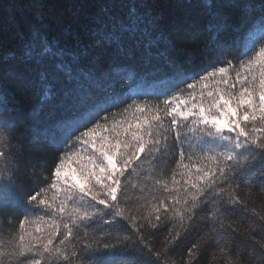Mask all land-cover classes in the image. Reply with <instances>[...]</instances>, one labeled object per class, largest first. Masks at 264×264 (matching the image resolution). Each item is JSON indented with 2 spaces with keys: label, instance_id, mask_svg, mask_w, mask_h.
I'll return each instance as SVG.
<instances>
[{
  "label": "trees",
  "instance_id": "1",
  "mask_svg": "<svg viewBox=\"0 0 264 264\" xmlns=\"http://www.w3.org/2000/svg\"><path fill=\"white\" fill-rule=\"evenodd\" d=\"M246 3L255 7L245 8ZM207 4L219 12L221 26L208 27ZM132 5L138 15L158 18L154 35L165 33L176 48L184 50L183 55L158 56L150 63L136 64L95 47L98 37L91 36V30L109 20L126 19ZM235 5L238 6L233 0H0V82L9 94V103L5 108L0 106V264H30V260L78 264L79 257L71 256L77 248L84 255V264H264V191L259 178L249 181L243 175V161L235 176L229 180L220 178L211 187L207 186V174L196 175L201 172L196 168L195 172L189 170L183 185L177 181L181 186L157 191L161 181L171 179L178 149L175 153L169 151L162 140L151 145L150 158L143 160L146 153H142L140 166L126 170L123 192L118 193L119 207L135 218L139 235L122 218L113 219L111 210L98 209L86 193L83 199L80 193H73L68 212L54 213L42 200L30 198L36 191L42 197L47 194L49 202L57 197L63 199L68 195L65 188L70 181L62 172L71 162L52 171L58 151L47 141L48 127L53 119L71 113L67 111L63 86L52 82L53 87L45 88L41 82V73L62 76L55 67L60 62L57 58L51 54L40 56L46 46L55 51L56 40L61 47L74 49L79 39L91 53L81 57V66L97 67L92 57L99 55V70L110 73L105 85L108 93L163 109L164 99H171V95H159L167 83L161 78L180 70L191 76L225 61L235 65L243 53L254 52L264 44L259 0H235ZM63 63L67 64L68 59ZM89 88L86 82L77 85L85 92ZM175 94L181 95L179 91ZM16 107L23 113H17ZM34 111L35 115H31ZM18 117L24 121L20 125ZM14 120L19 127L11 129ZM162 123L168 128L170 118L162 116ZM186 123L188 127L181 125L186 138L184 147L188 149L185 155H192L195 162L207 150L203 140L209 138L202 137L199 131H189L190 122ZM34 124L37 141H31L26 131ZM174 131L167 133L169 144ZM259 159L257 156L252 161L256 170ZM201 185L205 195L200 194ZM114 189V193L106 195L114 198ZM85 212L94 214L90 222L84 218ZM41 218L50 223L26 225L29 231L22 234L25 219ZM69 229L75 233L71 240L62 242L58 236L52 250L46 251L50 234L55 238ZM126 236L130 237L126 243L133 252L117 247L85 253L82 248V242L97 240L102 247ZM37 240L40 242L35 243ZM26 244L33 246L32 251L27 256L19 255ZM146 244L160 250L159 259L148 253Z\"/></svg>",
  "mask_w": 264,
  "mask_h": 264
},
{
  "label": "snow or ice",
  "instance_id": "2",
  "mask_svg": "<svg viewBox=\"0 0 264 264\" xmlns=\"http://www.w3.org/2000/svg\"><path fill=\"white\" fill-rule=\"evenodd\" d=\"M233 4L238 6L235 5V0ZM244 7L255 5L246 3ZM259 8L260 22L264 25V0H259ZM205 11L209 16V28L222 25L219 12L214 11L211 4L206 5ZM158 27V18L150 14L138 15L135 5H132L126 19L109 20L98 29L93 28L90 35L98 37L94 46L101 48L104 54L120 56L136 64L150 63L158 56L179 58L183 55L184 50L176 48L165 33L161 31L159 35H154ZM53 45L55 51L46 46L40 56L51 54L57 58L60 62H57L55 67L62 76L41 73V82L45 88L53 87L52 82L63 86L67 111L71 114L52 120L48 127L47 141L56 146L58 151L52 171L55 172L58 167L69 165L71 162L75 170L74 179L66 185L68 195L63 199L57 197L55 201L49 202L47 194L42 197L35 191L30 196L33 201L42 200L54 213L68 212L71 210L69 201L73 193H80L81 199L86 193L98 209L111 210L113 219L122 218L139 235L140 229L135 218L119 207L118 193L123 192L122 178L125 177L126 170L140 166L142 153H146L143 160L149 159L153 151L150 146L160 143L161 140L169 151L175 153L178 149V158L171 179L161 181L157 191L183 185V181L189 178V170L195 172L196 168L201 170L196 175L207 174V186L211 187L220 178L229 180L230 176H235L241 161L245 165L243 175L249 181L259 178L262 182L261 190L264 191V44L254 52L243 53L237 58L235 65L225 61L191 76L180 70L161 78L160 80L167 83L163 85L165 91L159 95H171V99H164L163 109L155 105L148 106L146 102L140 103L131 97L108 93L105 85L110 80V73L99 70V55L92 57V63L97 67L81 66V57H87L91 53L90 48L85 47L79 39L74 49L61 47L56 40ZM28 55L31 56L32 53L29 52ZM244 56L247 58H243ZM65 58L68 59L67 64L63 63ZM81 82L90 85L87 92L77 89ZM181 85L185 87L182 88ZM176 91L181 95H176ZM98 92L107 94L97 95ZM8 95L0 82V106L3 108L9 103ZM44 99L47 100V95ZM114 108L119 111H112ZM14 110L20 114L24 111L19 107ZM31 115H35V111ZM162 116L170 118L168 128L163 125ZM23 122V119L19 118V125ZM186 122H190L189 131H199L202 137L209 138L203 140V143L208 145L207 150L198 156L195 162L192 155H185L188 149L184 147L186 138L182 136L181 125L188 127ZM19 125L14 120L10 128L16 129ZM0 127L3 125L0 124ZM34 129L35 124L26 129L31 141H37ZM173 130V140L169 144L167 133ZM191 147L189 144V148ZM215 148L221 150L214 151ZM257 156L260 158L258 170L252 164ZM186 159L188 163H185ZM196 164H199V167H196ZM192 179L194 180L195 176ZM177 181H180L181 185H177ZM55 187L56 185H53V189ZM109 188L117 189L114 198L106 195ZM200 194L205 195L203 185L200 186ZM83 215L87 222L94 218L93 213L85 212ZM44 223L50 221L43 218L35 221L25 219L21 226L22 234L26 235L29 231L26 225L40 226ZM84 231L87 236L89 233L86 225ZM74 235L71 229L66 234L58 233L55 238L50 234L46 251L52 250L58 236L63 242L64 239L71 240ZM140 238L143 239V236L140 235ZM98 239H103V236ZM129 239L130 237L126 236L122 241L106 243L102 247L97 240L82 242V248L85 253L117 247L132 251L126 243ZM32 247L31 244H26L19 255L27 256ZM68 247L73 248L71 244ZM145 247L148 253L159 259L160 250L151 244H146ZM71 256L79 257L78 264H84V255H81L80 249H73ZM68 258L65 254L64 259ZM30 264L40 262L30 260Z\"/></svg>",
  "mask_w": 264,
  "mask_h": 264
},
{
  "label": "rangeland",
  "instance_id": "3",
  "mask_svg": "<svg viewBox=\"0 0 264 264\" xmlns=\"http://www.w3.org/2000/svg\"><path fill=\"white\" fill-rule=\"evenodd\" d=\"M72 167H74V165L67 166L62 172V176L67 178V179H69V180L74 179L73 173H74L75 170ZM114 191H115L114 188H109L108 189V193L112 194V193H114Z\"/></svg>",
  "mask_w": 264,
  "mask_h": 264
}]
</instances>
